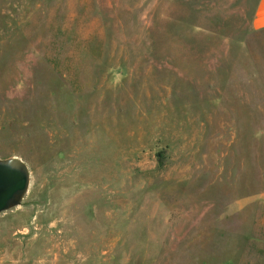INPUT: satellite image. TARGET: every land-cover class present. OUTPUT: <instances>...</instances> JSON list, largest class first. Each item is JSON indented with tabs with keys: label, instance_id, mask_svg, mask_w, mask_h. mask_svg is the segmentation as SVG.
Here are the masks:
<instances>
[{
	"label": "rangeland",
	"instance_id": "rangeland-1",
	"mask_svg": "<svg viewBox=\"0 0 264 264\" xmlns=\"http://www.w3.org/2000/svg\"><path fill=\"white\" fill-rule=\"evenodd\" d=\"M257 0H0V264H264Z\"/></svg>",
	"mask_w": 264,
	"mask_h": 264
},
{
	"label": "water",
	"instance_id": "water-1",
	"mask_svg": "<svg viewBox=\"0 0 264 264\" xmlns=\"http://www.w3.org/2000/svg\"><path fill=\"white\" fill-rule=\"evenodd\" d=\"M28 172L16 157L0 158V211L15 205L26 190Z\"/></svg>",
	"mask_w": 264,
	"mask_h": 264
},
{
	"label": "crops",
	"instance_id": "crops-1",
	"mask_svg": "<svg viewBox=\"0 0 264 264\" xmlns=\"http://www.w3.org/2000/svg\"><path fill=\"white\" fill-rule=\"evenodd\" d=\"M251 26L254 31L264 30V0H257L251 19Z\"/></svg>",
	"mask_w": 264,
	"mask_h": 264
}]
</instances>
